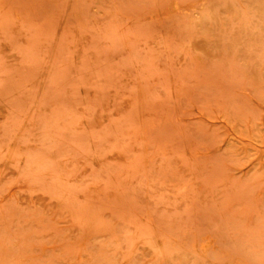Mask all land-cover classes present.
<instances>
[{"label": "rangeland", "instance_id": "rangeland-1", "mask_svg": "<svg viewBox=\"0 0 264 264\" xmlns=\"http://www.w3.org/2000/svg\"><path fill=\"white\" fill-rule=\"evenodd\" d=\"M0 264H264V0H0Z\"/></svg>", "mask_w": 264, "mask_h": 264}]
</instances>
